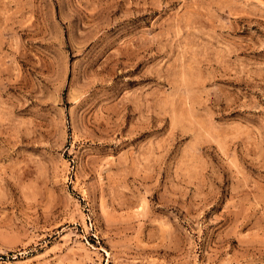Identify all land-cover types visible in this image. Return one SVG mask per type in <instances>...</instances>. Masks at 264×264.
<instances>
[{"label": "rangeland", "instance_id": "374dc122", "mask_svg": "<svg viewBox=\"0 0 264 264\" xmlns=\"http://www.w3.org/2000/svg\"><path fill=\"white\" fill-rule=\"evenodd\" d=\"M0 264H264V0H0Z\"/></svg>", "mask_w": 264, "mask_h": 264}]
</instances>
